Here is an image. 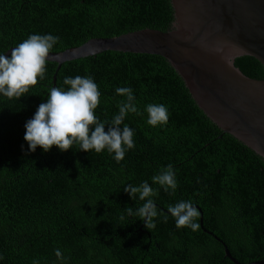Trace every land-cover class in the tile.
I'll list each match as a JSON object with an SVG mask.
<instances>
[{
  "label": "trees",
  "instance_id": "1",
  "mask_svg": "<svg viewBox=\"0 0 264 264\" xmlns=\"http://www.w3.org/2000/svg\"><path fill=\"white\" fill-rule=\"evenodd\" d=\"M172 22L170 0H0V54L33 34L58 37L50 53H59L94 38L165 32ZM234 66L264 80L253 57H238ZM56 67L47 62L44 78L19 99L0 95V264H234L206 231L240 264L264 261V160L204 115L167 60L105 51L63 63L53 85ZM76 76H91L98 85L100 121H110L126 100L116 89H132L138 114L128 113L121 128L133 129L135 147L119 163L114 153L79 145L28 151L25 122L52 87L67 90L64 78ZM148 104L167 107L166 124H147ZM169 164L174 192L152 181ZM145 181L157 193L158 212L168 216L167 222L155 217L149 230L126 211L145 201L123 190ZM189 200L202 213L196 231L178 229L167 212Z\"/></svg>",
  "mask_w": 264,
  "mask_h": 264
},
{
  "label": "water",
  "instance_id": "2",
  "mask_svg": "<svg viewBox=\"0 0 264 264\" xmlns=\"http://www.w3.org/2000/svg\"><path fill=\"white\" fill-rule=\"evenodd\" d=\"M173 22L165 32L142 29L111 38H94L59 53L52 83L65 62L105 51L163 57L182 79L197 107L223 133L264 160V80L234 66L250 56L264 68V0H170ZM12 48L4 55H10ZM199 221L202 227V213ZM225 257L237 262L225 244ZM249 264H264V261Z\"/></svg>",
  "mask_w": 264,
  "mask_h": 264
},
{
  "label": "clouds",
  "instance_id": "3",
  "mask_svg": "<svg viewBox=\"0 0 264 264\" xmlns=\"http://www.w3.org/2000/svg\"><path fill=\"white\" fill-rule=\"evenodd\" d=\"M58 41V37L50 34H33L12 48L10 55L0 54V95L19 99L38 83V79H43L49 53ZM63 84L69 86L68 89L52 87L46 102L41 103L33 117L25 122L23 139L28 145V151L35 152L40 147L48 152L55 146L64 152L79 145V150L85 152L94 150L100 153L107 150L109 154L114 153L113 158L119 163L124 159L126 151L135 147L133 129L126 124L121 128L128 113L138 114L132 89L118 87L116 94L126 97V100L119 102L118 114L110 121H100L94 111L100 103V91L93 78L66 77ZM145 112L147 124L153 127L166 124L169 118L168 109L163 104H148ZM105 125H108L107 131ZM152 181L165 192H174L177 188L171 164L154 175ZM123 190L131 199L135 200L138 196L140 201H145L135 211L131 207H127L126 211L129 216L143 220L148 230L156 227L154 218L158 215H163L164 222H167L168 216L158 212L152 199L157 193L147 181L139 186L129 183ZM167 212L174 218L178 229L187 227L193 231L198 230L199 225L195 221L200 213L190 200L169 205ZM54 254L58 259H64L59 249ZM32 264H39V261L33 260Z\"/></svg>",
  "mask_w": 264,
  "mask_h": 264
}]
</instances>
